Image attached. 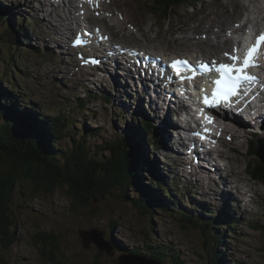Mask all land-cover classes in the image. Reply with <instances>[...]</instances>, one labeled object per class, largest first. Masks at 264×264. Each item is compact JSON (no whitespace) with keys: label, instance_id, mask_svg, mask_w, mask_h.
<instances>
[{"label":"rangeland","instance_id":"rangeland-1","mask_svg":"<svg viewBox=\"0 0 264 264\" xmlns=\"http://www.w3.org/2000/svg\"><path fill=\"white\" fill-rule=\"evenodd\" d=\"M47 1L50 3L48 7L42 0H0V19L2 20L0 35L7 24L5 17L11 19V24H17V26L20 23L23 24L22 29L18 31L19 36L22 32L21 39L17 35L19 49L8 42L9 38L3 36L0 39V86L6 91H13L18 99L15 107H12V103L0 97V111L5 110V113L0 114V135L6 136L8 141L20 143L16 151L24 154L22 155L26 159L24 163H29L28 156H38L37 160L32 162L34 164L32 168L38 171L41 166L46 167L45 163L48 168L49 165L63 167L61 165L65 164L69 167L71 160L68 150H72L80 143L84 132L88 133L87 127L90 129L89 132L97 130L98 137L93 139L86 137L82 141L87 145L89 160L85 162L87 163L85 166H80L82 168L89 165L93 168L94 163L103 166L105 171L103 173L107 176L99 173V179H107L108 175L114 171L110 164L114 159L110 157L107 150H102L106 142L123 141L128 135H131L137 143L145 141L146 146L143 145L141 148L142 159H139V163L144 168H148L145 163L146 158L149 157L152 161L158 160L156 164L160 172L167 178L166 182L173 186L175 191L173 195L182 200L183 206L189 212L193 207H197L203 213L204 216L198 220L200 224L209 218H214V214L209 213L208 217L204 214L201 210L204 206L210 212L216 211L217 220L208 221L215 224L211 225L214 229L218 227V223L223 224L218 217L224 212L225 206L228 208L227 214L234 221L240 222L234 233L225 234L229 255L228 258L224 256L228 260L225 264H264V231L260 228L264 225V184L254 181L246 171L249 160L247 152L252 147L249 144L251 140L247 131L249 129L244 128V133L241 134L240 130L235 133L230 129L231 126L226 124L223 126L224 131L222 125L217 127L216 132L221 136V140H215L213 144L224 153L226 158L223 159L226 166L221 169L217 159L218 149L212 148L210 150L215 154L213 166L218 174H213L214 178L206 175L201 168L202 163L198 155H193L197 160L191 159L188 163L185 159L188 152L183 155L178 154L175 148L176 143H170L168 140L170 134L171 136L175 134L174 129L182 130L179 117L165 109L159 112L155 105L152 106L153 102L148 98L151 96L144 93L145 83L141 80L142 88L130 83L131 75L125 71L129 70L130 73L132 64L128 61L134 62L138 55L131 54L130 59L113 45L109 46L114 48L113 52L116 53L111 56L112 58L121 62L127 60L128 64L123 68L122 75L119 71L113 72L106 69L103 70L104 73L99 74L97 71L93 73L79 71L76 58H67L72 54L76 57V51L68 52L67 45L60 42L61 37L56 38V41L58 48L63 50V54L53 55L56 54L57 47L53 41L52 29L44 19L48 16L49 22L53 25L55 22L64 20V11H59L54 6L55 0ZM102 2L100 5L88 8L87 13L95 18L96 22L99 19L97 16L105 19V22L102 24L98 22V24L115 39L117 36L120 39L126 33L124 38L128 41L127 43H130L126 46L144 47V41L156 36L160 37L162 42L166 43L165 45L174 43V39L185 36H193L196 39L193 40L194 43L200 42L197 40L201 39L199 36L202 31L194 28L199 20H203L206 24L216 23L218 20H227L226 15L232 16L231 24L229 23L226 27H237L241 22H249L251 23L248 30L250 34L264 30V21H258L257 25V22L247 20L249 17L264 18V14L260 13L264 9V0H199L193 3L191 0L185 3L183 0H176L167 20L162 18L163 6L157 0H105ZM100 13H105L109 17H103ZM55 17L59 21H55ZM105 23L111 28L105 27L103 25ZM65 27L67 29L62 37L64 41L71 35L68 25ZM208 27L204 29L203 37L207 32L211 35L213 28L217 29L218 25L213 28ZM192 29H195V33ZM117 32L121 34L117 35ZM129 33L131 37L128 36ZM12 34L16 36V33ZM55 35L57 36L56 31ZM96 35L98 36L97 33ZM120 41L126 43L123 39ZM241 41L240 35L236 44L229 43L227 47L240 48ZM173 45L177 49V54L161 49L168 55L173 53L171 56H178V53L179 56L185 57L199 54L184 50L180 44ZM148 47L146 46L150 50ZM156 50L158 52L159 48ZM13 52L17 53L18 59L12 57ZM154 56L160 55L154 54ZM61 57L64 58V65L58 63V66L53 67L55 61L59 58V62ZM70 60L76 72L79 71L78 73L66 68L65 62L69 63ZM51 71L55 78L48 76V72ZM131 73H135L136 77L140 76L137 70L131 69ZM123 74H125L124 77ZM107 98L112 101L107 102ZM28 108L34 109V112ZM121 113L125 115L124 118H121ZM168 113L169 116L166 117ZM58 114H63L65 120L57 121L55 126L51 127L50 134L44 132L45 122L49 119L54 120ZM136 116H140V119H144L142 118L144 116L155 122L160 130L157 138H165L163 145L159 146L161 141L157 140L155 147L151 146L152 143L149 141L156 135V131L146 135L143 132L145 137L142 134L135 136L134 130H141V132L143 130L136 125L137 119L134 118ZM244 123L249 125L248 127L252 125L246 120ZM66 132L67 136H64ZM262 132V135L256 139L257 141L263 139L262 144L257 147L260 151H264V125ZM71 137L75 138L71 139ZM23 138L33 146L26 148ZM185 141L189 143L187 139ZM168 144L169 147L166 146ZM189 146L191 148V145ZM154 152L156 156L153 155ZM82 161L84 164V159ZM54 162L57 165H54ZM11 167L14 166H8L6 173L14 171L17 174L14 172L10 174L12 175L10 181L18 183L17 175H27L29 178H23L18 185L16 183L17 188L14 189L11 207L16 227L10 221L7 224L9 227L7 230L15 231L19 242L8 252L0 251L4 259V263L0 262V264H53L51 260L47 262L43 259L36 246L37 234L44 232L52 233L59 239L60 250L56 254V264H117L118 259H122L124 255L130 257L131 254L136 258H146L162 264L149 258V254H152L154 250L170 251L169 256L165 261L163 260V264H174L171 258L173 254L179 255L183 264H214L213 252L205 246L202 230L199 227L183 221L184 218L170 208L161 206L165 210L159 209L157 206L159 202H156L154 206L151 205L149 211H140L133 205L132 199L141 198V190L137 185L132 186L127 192L129 200L120 190L99 188V186H108L110 189L111 186L108 183H100L96 186V192L100 196L98 201L91 198L83 200L80 197L81 191L71 186L70 175L64 177V173H60L62 177L55 176L56 180L61 182L59 187L52 191L48 185L40 184L39 180L34 179L37 175L28 165L24 166V170L20 167ZM108 168H112L113 171ZM39 173L44 176L43 171ZM47 177L52 180L54 174L49 173ZM132 177L138 179L141 188H145L143 184L149 185L151 191H156L158 188L156 185L158 180L139 168H136ZM180 193L182 194L179 195ZM155 194L167 203L170 201L169 196L167 197L163 192H155ZM71 195L83 203L74 200ZM222 227L226 228V226ZM94 229L104 233L102 240L110 242L114 252L108 253L106 250L102 252L94 243H91L90 248L86 247L85 241L89 237L84 232ZM220 233L223 232L220 231ZM39 244L42 246L41 242ZM219 249L226 253L225 248ZM219 260L222 263L221 258ZM134 261L138 262L137 259Z\"/></svg>","mask_w":264,"mask_h":264},{"label":"trees","instance_id":"trees-1","mask_svg":"<svg viewBox=\"0 0 264 264\" xmlns=\"http://www.w3.org/2000/svg\"><path fill=\"white\" fill-rule=\"evenodd\" d=\"M157 1L159 4H161L163 6L162 18L164 20H167L169 18L168 14L171 12V9L174 6L176 0H157ZM186 1L187 0H183L184 3ZM193 1L199 2V0H191L192 3H193ZM190 6H192V5H190ZM5 19H6L7 24H5V28L0 35V39H2L3 36L9 38L8 42H10V44H12L14 48H16V46H17L19 49L20 47H19V43L17 41L18 40L17 39V35H18L17 31L15 32L13 27L12 28L9 27V25L12 26V24L10 23L11 19L6 18V17H5ZM0 21H2V20L0 19ZM14 25L18 29H22V27H23L22 23H20L19 26H17V24H14ZM13 32L16 33V36H14L12 34ZM20 36H22V32H21ZM20 36H19V38L21 39ZM16 54H17L16 52H13L12 57L14 56L15 59H18V56ZM0 97H3L8 103H12V107H15V103L18 102L17 94H13V91H6L1 86H0ZM28 109L30 111L34 112V109H32V108H28ZM2 113H5L4 109L0 111V114H2ZM37 116H39V114H37ZM120 116H121V118L125 117V115L123 113H121ZM59 120H61V121L65 120L63 114H61V115L58 114V116L54 120H52V119L47 120L45 122V127H44L43 131L50 134V132L52 131L51 127L53 125L55 126V123ZM133 123L135 124V122H133ZM138 123H139V121H138ZM73 124H74V122H73ZM125 127H127V126H125ZM140 127L142 129L146 128L145 133L146 134L148 133L147 130H149V129L147 127L146 120L143 122L142 125H140ZM62 130L65 131V129H62ZM69 131H72V130L69 129ZM86 131H88V133L84 132L82 140L80 141V143L78 145H75L72 148V150H68L69 159L71 160L69 167H66V164H65V165H61L63 167H52L49 165V168H48L47 164L45 163L46 167L41 166L42 169L39 168L38 171L37 170L34 171L35 168H32L34 165L32 162H35L37 160L38 156H36V155L28 156L27 161L29 163H27V164L24 163V161H26V159H24V157H22V155H24V154L16 151V150H18L17 148H18L20 143L8 141V138L6 136L0 135V174H1L0 175V251H7L8 252L12 249V247L15 244H17L19 242V239L17 238L16 232L15 231L9 232L7 230V229H9V227H7V224L9 221L16 227V222H15V219L12 215L11 207H12V200H13L14 194H15L14 189L16 190V188H17L16 187L17 182H14L12 180L10 181V179H12V175H10V174H12L14 171H12V173H10L11 171L6 173V171L8 170V166H14L11 168L20 167L22 170H24L25 169L24 166L28 165L31 168L30 170L34 171L37 175V176H35L34 179L39 180L40 184L48 185L52 191L54 188L59 187V183L61 182L60 180H56L55 176L62 177V176H60V173H64V177L70 175L72 177L71 186H73V189L77 188L81 191L82 194L80 195V197L83 200L91 198L95 201H98L100 196L96 192V190H97L96 186L99 185L100 183L101 184L108 183L111 186L110 189L108 186H99L100 189L112 190V191L113 190H120V191H122L123 195L126 197H127V192L129 191V189L132 186L137 185L141 190L140 191L141 192V195H140L141 198L131 200L133 205L136 208H138L140 211H143V210L149 211V207L151 205L154 206L156 202H159L157 206L161 210H165L162 207H166L167 209L170 208L175 213L181 215L184 218L183 221L191 223V224L199 227L202 230V234H203V237L205 240V246L207 248H209L210 250H212V252H213L214 264H222V263L225 264V261H228L226 258H224V256L225 257L229 256L228 251H227L228 246L225 242V240L227 238L225 236V234L227 232L234 233L235 229L237 227V224H239L240 222L234 221V219L227 214L228 208L226 206L224 208V213H222V215H220L218 217L220 222H222L223 224L220 225V223H218V225H217L218 227H216L215 229L212 228V226H214L215 224L214 223L211 224L208 221H210V220L216 221L217 220V217H215L216 211L212 210L210 212V211H208L207 207H205V206L201 207L202 208L201 210L204 212V214L207 217L209 216V213H211V214H214V218H209L207 221L205 220V222H202V224H200L198 222V220H200L204 216L203 213L199 209H197V207H193L192 211L189 212L188 209L183 206L182 200L179 199L178 197L174 196L175 191H173V186L169 185V183L166 182L167 178H165V176L160 172V170L156 164V163H158V160L152 161L151 158H149V157L146 158L145 163L148 166V168H144V166L141 165V163H139L140 162L139 159H142V155L140 152L141 148L143 145L146 146V143H145V141H141L140 143H137L131 135L126 136L127 138L124 137L125 139L123 141L106 142L105 145L102 147V150H107L110 154V157L112 159H114L115 161L112 160L113 163H110L112 168L114 169V171L112 168H108L109 170H112L113 173L111 175H108L107 179H99V177H98L99 173L102 176H107L105 173H103V172H105L103 166L96 165V163L93 164V168L90 167L89 165H87L86 167H82V168L80 166V165L85 166V164H87L85 162H87L89 160V156H88L87 151H86L87 145H85L86 143H84V142L82 143V141L86 137L89 139H93V138H96L99 136V134H98L99 132L97 130L89 132L90 129L87 127ZM134 131L135 132H133V131H131V132H133L136 137L138 136V134L140 135V132H138L137 130H134ZM64 136H67V132L64 134ZM37 137H39V136H37ZM157 137H158V135H155L149 141L150 143H152L153 148L155 147V145H156L155 143L157 140L158 141L165 140V138L158 139ZM72 138H75V137H71V139ZM22 140L24 141L26 148L33 146L32 143H30L27 139L25 140L23 138ZM256 143L257 142L255 141V137H252V139L250 141V144L252 145V147L250 149H248V152H247V156L249 157V160H248V165H247L248 167H247L246 171H247L248 175L251 176L254 181L264 184V164H262L259 161V159L257 158L256 149H255V147H253V145L255 146ZM159 146H161V144H159ZM167 146L169 147V144ZM252 149H253V151H252ZM40 153H42V152L40 151ZM153 155L156 156L155 152L153 153ZM48 158H50V157H48ZM82 159H84V164H82L83 163ZM116 162H118V163H116ZM35 164L40 165L41 163H35ZM49 164H51V163H49ZM54 165H57V164L54 162ZM136 168H139L142 171L149 173L150 175H152L153 177H155L158 180V181H156V185H158V188L156 191H151L150 186L145 185V184H143L145 188H141V186L138 182V179L132 177V174L134 173ZM43 169L46 170V172H44ZM60 169H62V171ZM4 171H5V174H8V175L5 176V174L3 173ZM39 171L40 172L43 171L44 176H41L40 173L38 174ZM14 173L17 174L16 172H14ZM49 173L54 174V179L52 178V180H51L50 178L47 177L49 175ZM23 178H29V177L27 175L26 176L25 175H17L16 176L18 183L20 181H22ZM18 183H17V185H18ZM51 183H52V186H50ZM155 192L165 193L167 195V197L169 196L170 201H168V203L165 202L162 199V197H160L158 194H155ZM71 197L74 200L79 201L75 197H73L72 195H71ZM127 199L129 200L128 197H127ZM153 200H155V201H153ZM79 202L83 203L82 201H79ZM9 211H11V212L9 213ZM222 217H224L227 221H222ZM201 221H203V220H201ZM222 226H226V228H223ZM260 228L264 231V225L261 226ZM220 231L223 233H220ZM35 239H37L36 246L39 248V252L44 257L43 259H45L47 262L51 260V263L56 264V262H57L56 254L60 250V246H59L60 242H59V239L56 237V235H53L52 233L47 234L44 232V233L37 234ZM39 242H41L42 246H40ZM6 246H10V248L7 249ZM49 246L51 248H49ZM220 247L225 248L226 253L221 252L219 249ZM56 250H58V251H56ZM51 251H52V253H51ZM169 252L170 251L154 250L152 252V254H149V256H150L149 258L157 260L163 264V260L165 261V259L169 256ZM46 256H48V257H46ZM171 258H172V262L174 264H183L181 262V258L179 255L173 254ZM219 258H221L222 263H220ZM0 262L4 263V259H3L2 255H0Z\"/></svg>","mask_w":264,"mask_h":264},{"label":"bare ground","instance_id":"bare-ground-1","mask_svg":"<svg viewBox=\"0 0 264 264\" xmlns=\"http://www.w3.org/2000/svg\"><path fill=\"white\" fill-rule=\"evenodd\" d=\"M42 1H44L43 2V4L44 3H46V5H47V7L49 6V4L50 3H48V1L47 0H42ZM57 2H55V7H57L58 9H62V8H66V9H68V10H72V6H66V5H63L62 3L63 2H59V0H56ZM62 1H64V2H66V3H68L69 1L68 0H62ZM102 1H105V0H93V2L92 3H89L88 2V0H72L71 1V5H75L77 8H84V10H85V15L90 19V21H91V23L94 25V26H97V25H99L98 24V22H100L101 24H102V22H105L106 20L105 19H101L99 16H97V18H99V19H97V22L94 20L95 18H93V17H91L88 13H87V9L88 8H90V7H92V6H96V5H99ZM102 6V5H101ZM101 6H100V8H101ZM105 7V6H104ZM1 8V7H0ZM107 8V7H106ZM59 11H61V10H59ZM100 11V10H99ZM56 12H57V9H56ZM109 12V11H108ZM217 12V11H216ZM260 13H262V14H264V9H262V11L260 12ZM113 14V13H112ZM103 17H109V15H106L105 13H102L101 14ZM22 16V15H21ZM119 16V15H118ZM219 16V15H218ZM64 17V20H60V22H55V24H51L50 22H49V20H48V16H46L45 17V22H47L46 24L47 25H49V27H50V29H52V33H53V35H54V37H53V41H54V43L56 44V47L58 48V45H57V41H56V38H58V37H61L60 38V42L62 41L63 43H72V41L70 40L71 39V36H70V38L67 36V39L64 41V39L62 38L63 37V35H64V33H65V30L67 29V27H65V26H67L68 24H67V20H68V18L70 19V23H71V21H74L75 20V17H73V16H70V14H69V12H67L66 13V17H65V15L63 16ZM231 17L232 16H228V15H226V19L227 20H224V19H222V20H218L216 23H205L203 20H199V23H198V25L197 26H195L194 28H196V30H198V31H202L203 30V27H204V29L206 28V26H209V27H214V26H217L218 25V27H221V31L219 32V35L220 36H223V34H224V28H223V26H225V25H227V24H229L231 21ZM234 17V16H233ZM9 18V17H8ZM235 18V17H234ZM241 18L242 19H244V17L243 16H241ZM118 19V18H117ZM233 19V18H232ZM240 19V18H239ZM54 20L55 21H59V19H57L56 17L54 18ZM247 20H249V21H252V22H257V25H258V21H264V18L263 17H257V18H247ZM145 22V21H144ZM204 22V23H203ZM261 23V22H260ZM231 24V23H230ZM234 24V23H233ZM105 27H110V25L109 24H107V23H105V24H103ZM9 27L10 28H14V30H15V32L17 31V34H18V31L20 30V29H18V28H16L15 27V25H14V23H12V26L11 25H9ZM208 27V28H209ZM111 28V27H110ZM214 29V28H213ZM73 30V29H72ZM144 30V29H143ZM211 30V29H210ZM261 30V29H260ZM55 31L57 32V36L55 35ZM69 31L71 32V29H69ZM259 31V30H258ZM244 32H245V30H242V32H241V40H242V42L244 41ZM150 33V32H149ZM195 33V32H194ZM199 33V32H198ZM202 33V32H201ZM204 33H205V31H204ZM115 34H116V32H115ZM119 34H121V33H118L117 32V35H119ZM126 33H124L121 37H120V39H123V40H125L126 41V43H124V42H121L120 41V39H119V36H117V38L115 39V37H113V36H111V35H108L107 37H108V41H107V43H106V45H107V47H109L110 45H113V47L114 48H116V49H118V50H120V51H122V52H124L125 54H126V56H128L129 58H130V56H131V54H134V55H138V56H140L141 54L142 55H144V56H147L149 53H151V54H155V55H159V54H156L155 52H157V48H159V53H164L163 52V50L161 49V48H163V49H166L167 51H172L173 53H176L177 54V49L176 48H174L175 46L173 45V44H180V46L184 49V50H191V51H197V52H200V53H206V54H208L209 52H211V55H212V57L211 58H213V57H215V55L216 54H218V57H219V59L220 60H224V59H226V57L225 56H222L221 55V52H223L227 47L224 45V46H217L216 48H215V50L211 47V45L208 43V42H193V38L192 37H188V36H185V37H182V38H178V39H174L173 40V42L174 43H172L171 41V43H168L167 45H165L163 42H162V39L160 38V37H154V38H151V39H149V40H147V41H144V43H143V45H144V47H142V46H137L136 47V50H133V49H130L128 46H126L127 44H130V43H127L128 41L124 38ZM44 36H47V35H44ZM128 36L129 37H131L130 36V33L128 34ZM109 37H111L110 39H109ZM135 37V36H134ZM257 37V36H256ZM256 37H253V38H249V42H247V44L245 45V46H243V47H240V50H242V51H244L245 53H246V51H247V49L252 45V44H254V42H255V39H256ZM148 38V37H147ZM90 41L92 42V43H94V44H98V42H95V41H93V40H91L90 39ZM141 41V40H140ZM163 41H165V40H163ZM187 41V42H186ZM230 42H233V41H231L230 40ZM38 44V43H37ZM212 44H214L215 45V41L214 40H212ZM149 46L148 48H150V50L149 49H147L146 48V46ZM171 45V46H170ZM152 47V48H151ZM171 47V48H170ZM173 47V48H172ZM177 47V46H176ZM180 47V48H181ZM55 49V51H56V54H53V55H59V54H63L62 52H63V50H61L60 48H58V49ZM178 48V47H177ZM183 49H182V51H183ZM209 50H211V51H209ZM181 51V52H182ZM190 51V52H191ZM173 53L172 54H170V55H168L167 53H164L163 55L164 56H161V63L163 64V66L162 67H158L157 66V64H156V62H153V63H147V62H145V61H138V58H136V60L134 61V62H132V60H129L128 61V63L129 62H131V64H132V66H131V69L132 70H137L138 72H139V74H140V76L139 77H137V79H139V80H141L143 83H145L146 81L148 82L149 80H148V78H147V76H148V73H150V72H152V77L155 79V80H157V79H161V78H159V76H157V73L158 74H164V76H166V77H168V76H170L171 78H172V76H174L175 74H176V71H175V69H173L172 68V66L171 65H167L166 64V61H167V57H169V59L170 60H172V59H174L175 61L176 60H184L186 57L185 56H179V53H178V56H171V55H173ZM187 53V52H186ZM175 54V55H176ZM197 54V53H196ZM52 55V56H53ZM190 55V54H189ZM69 57H72V58H75V56L72 54L71 56L70 55H68V57L67 58H69ZM64 58H66L65 56H64ZM64 58L63 57H61L60 58V61L58 62V60H59V58L55 61V63H54V65H53V67L55 66H58L57 64L59 63H61V65H64L63 64V62H64ZM126 58V57H125ZM131 59V58H130ZM61 60H62V62H61ZM105 60H107L108 62H110V63H113V67H110L109 66V68L110 69H108L106 66H103L102 68H98V69H96V70H94L93 72H95V71H97L98 72V74L99 73H104V71H102V69H106V70H111V69H114V71H119V73L122 75V73H124L123 72V68H125L126 67V64H128V63H126L127 62V60L126 61H123V62H121V61H117L116 59H114V58H102V59H100V61H105ZM125 60V59H124ZM264 63V62H263ZM130 64V63H129ZM199 64L200 63H198L197 64V66H199ZM65 66H66V68L68 69V70H72V71H74V72H76V69L74 68V66H73V64H72V62H71V60H70V62L69 63H67V62H65ZM145 66V67H144ZM52 67V68H53ZM261 68H264L262 65H261ZM65 69V68H64ZM130 69V68H129ZM131 69H130V72H131ZM200 70H202V69H200ZM112 71V70H111ZM143 71H145L144 72V74H143ZM203 71V70H202ZM79 71H77L76 73H78ZM92 72V73H93ZM125 73H128V74H130L129 73V70L126 72L125 71ZM124 75L125 74H123V77H124ZM131 75V74H130ZM48 76L50 77V78H55L54 77V74H53V71H51V72H48ZM206 77H208V78H213L214 80L215 79H217V77L214 75V73L213 72H211V73H209V74H206L205 75ZM118 77V76H117ZM117 77H114V78H117ZM118 80V79H117ZM162 81H163V78L161 79ZM165 81H166V83H167V86H170L171 88H172V84H171V82H170V80L169 79H165ZM130 83L133 85V86H135L136 85V83L134 82V81H132V79H130ZM142 83V84H143ZM144 86V85H143ZM88 94V93H87ZM148 95V94H147ZM99 96V95H98ZM255 96V101H258V99H259V96H258V94H255L254 95ZM71 97V96H70ZM90 100V99H89ZM107 100V102H111L112 100L110 99V98H107L106 99ZM105 100V101H106ZM86 101V100H85ZM83 102H84V100H83ZM155 103V102H154ZM60 104H63V103H60ZM156 104V107H157V110L159 111V112H162V109H165V107L164 106H161V105H159L157 102L155 103ZM154 104H152V106H153ZM155 107V108H156ZM167 110V109H166ZM248 115H249V119L251 120V121H253V120H260V119H262L263 117H264V108H263V110H261V111H256L255 109H251L250 111H249V113H248ZM169 116V113L168 114H166V117H168ZM134 118H136L137 119V122H136V125H138V128L139 129H141V127H139V125H142L143 124V122L146 120V122H147V127H148V129L149 130H147L148 131V133L149 134H151V133H153V132H155L156 131V135L158 134V132H160V130L157 128V126H156V124H155V122L152 120V119H147L146 117H144V116H142V118H144V119H140V116H136V117H134ZM221 119H222V122L224 123V124H226V125H229V126H231L230 127V129L231 130H234L235 131V133L236 132H238V130H240V132H241V134H243L244 133V128H246V127H244V126H242L241 125V123H243V121H241V119L240 118H236V117H234L233 115H231L230 113H228V112H225L222 116H221ZM176 120H178V119H176ZM138 121L139 122H142V123H138ZM181 121V122H180ZM61 122V121H60ZM179 122H180V125H181V128H182V130L181 129H174V135L172 134V136H171V134H170V137L168 138V140H170V143H176L175 144V148L177 149V153L178 154H180V155H183V154H185V153H187V155H186V162H190L191 161V159H194V160H197V158L196 157H194L193 155H198V157H199V160H200V162L202 163V166H201V168H202V170L205 172V174L207 175H211V177H213V174H218V171H216V168H215V166H213V163H214V159L212 160V157H214L210 152H208L207 151V149L205 148V147H208L209 149H212V148H217V146L216 145H214L213 144V141H215V140H212V139H207V141H208V143H206L205 144V140L204 139H201L199 136H197V135H195L194 133H192L189 129H190V125L187 123L186 125H184L183 124V122H182V120L180 119L179 120ZM166 123V122H165ZM176 124H178V123H176ZM167 125H165V127H166ZM222 126H225V125H222ZM184 127V128H183ZM195 127H196V130L198 131V129L201 127V125H199V124H195ZM226 130V129H225ZM219 131V130H218ZM260 131L262 132V129H260ZM138 132H140V134H142L143 135V132L145 133L146 132V128H143V130H142V132H141V130H139ZM243 132V133H242ZM182 133H184L183 134V136L181 137V134ZM263 133V132H262ZM166 134H168L167 132H166ZM145 135H146V133H145ZM145 135H143L144 137H145ZM177 135V136H176ZM159 136V135H158ZM188 140V144L186 143V141L185 140ZM193 140H197L196 142L194 141V142H192ZM262 142H263V139H260L259 141H257V143L255 144V149H256V155H257V158L259 159V161H261L263 164H264V151H260V150H258L257 149V147H258V145H261L262 144ZM159 144H161V145H163V140H161V142L159 143ZM167 144V143H166ZM189 145H191V148H190V146ZM152 146V145H151ZM167 146V145H166ZM159 147V146H158ZM164 148V147H163ZM159 149V148H158ZM191 149V150H190ZM218 149V148H217ZM252 151H253V149H252ZM211 152H213V151H211ZM216 152H219L218 153V155L221 157V158H226L225 157V155H224V153L221 151L220 152V149H218V151H216ZM223 153V154H222ZM212 156V157H211ZM217 158V157H216ZM249 158V157H248ZM251 160V159H250ZM213 161V162H212ZM217 162V161H216ZM27 164V163H26ZM219 164V163H218ZM210 167V169L208 168V167ZM248 167V166H247ZM260 169V168H259ZM262 169V168H261ZM44 170V169H43ZM207 170L210 172H207ZM260 171V170H259ZM18 172V171H17ZM214 178V177H213ZM187 182V181H186ZM239 186V185H238ZM249 186V185H248ZM236 187V186H235ZM248 189V188H247ZM182 193H180L179 195H181ZM246 195V194H245ZM190 197V196H189ZM192 198V197H191ZM244 198V197H243ZM11 211H9V213H10ZM222 213H224V212H222ZM230 216V215H229ZM222 221H227L224 217H222ZM237 222V221H236ZM48 234V233H47ZM60 246V245H59ZM51 253H52V251H51Z\"/></svg>","mask_w":264,"mask_h":264},{"label":"snow or ice","instance_id":"snow-or-ice-1","mask_svg":"<svg viewBox=\"0 0 264 264\" xmlns=\"http://www.w3.org/2000/svg\"><path fill=\"white\" fill-rule=\"evenodd\" d=\"M88 2L92 3L93 0H88ZM228 35H231V33H228ZM262 48H264V32L256 37L255 43L247 49L243 58L239 55V47H234L231 52H225L223 55L230 63L217 64L216 61H212L211 64L201 62L197 66L187 60H176L171 66L173 69H176L177 75H180V66L183 65L187 71L193 73L189 77H184V79L189 80L196 79L198 74L206 75L213 71L218 73L219 78L212 81L215 86L212 96L209 97L205 94L203 96V103L208 109L219 108L222 104L227 103L231 97L237 96L242 90L246 91L253 84L258 83V78L249 74L248 70L253 67H259L256 59L260 55ZM200 69L203 71L200 72ZM200 113L207 124L214 123L213 117L205 114V108H201ZM195 135L201 139H207L208 135H210V129L204 128V134L197 132Z\"/></svg>","mask_w":264,"mask_h":264},{"label":"water","instance_id":"water-1","mask_svg":"<svg viewBox=\"0 0 264 264\" xmlns=\"http://www.w3.org/2000/svg\"><path fill=\"white\" fill-rule=\"evenodd\" d=\"M84 233L87 234L88 237L90 238V239L88 238V240L85 241L87 248H90L91 243H94L97 246V248L102 252H105V250L108 253L114 252V248L112 247L111 243L107 242V240L106 241L102 240V237H104L103 232L94 229L92 231H85ZM136 259L138 262L134 261ZM117 264H159V263L156 261L148 260L146 258H142V259L136 258L134 255L131 254L130 257H125L124 255L122 259H118Z\"/></svg>","mask_w":264,"mask_h":264}]
</instances>
